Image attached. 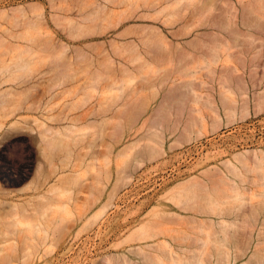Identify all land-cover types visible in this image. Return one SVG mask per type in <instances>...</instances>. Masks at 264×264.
<instances>
[{
    "label": "rangeland",
    "instance_id": "obj_1",
    "mask_svg": "<svg viewBox=\"0 0 264 264\" xmlns=\"http://www.w3.org/2000/svg\"><path fill=\"white\" fill-rule=\"evenodd\" d=\"M231 10L264 27V0H0V60L36 37L33 71L0 79V264H264V50L141 69L163 41L209 40ZM140 94L149 109L131 118ZM15 215L43 230H14ZM94 231V254L72 247Z\"/></svg>",
    "mask_w": 264,
    "mask_h": 264
},
{
    "label": "bare ground",
    "instance_id": "obj_2",
    "mask_svg": "<svg viewBox=\"0 0 264 264\" xmlns=\"http://www.w3.org/2000/svg\"><path fill=\"white\" fill-rule=\"evenodd\" d=\"M181 1L190 3L193 0H181ZM236 18H237L236 12L233 10L229 11V14L227 16H225L223 19H221L218 23L219 32H213V33L209 34L210 35L209 40H204V39H201L197 36L196 38H194L190 41L177 40L174 42V44L172 46L168 45L167 42H165V41L161 42L159 54H157L155 57H153V61H147V62L143 61L141 64V67H142L141 69L158 67L159 70L172 71L173 72V70H177V69L178 70H182V69L188 70V69H191L192 67H197L198 64H204L205 68L209 69V71H213L212 66L218 64L220 61L224 60L225 58L227 59V61H230V62L232 61V62H236L239 64H249V63L254 62L257 55L260 54L261 51L264 50V27L262 25H259L260 22L253 21V20H245L244 18L242 19V22H241V24L244 27H241L240 25H238ZM240 36H243L244 41L238 40ZM21 38L24 40L21 44V45H23V47H20L19 45H17L19 50L16 51L14 53V55H12L8 59L0 60V79L1 80L4 77H6L7 74L9 76H11L16 71L21 72V74H19L18 77H20L22 75L30 74L33 71V63L29 57L34 53L35 49L33 48V43H35L36 37L30 31H27L26 33L21 35ZM141 59H142V57L139 54L133 60L140 61ZM158 68H155V69L158 70ZM235 69H238L237 65H236ZM125 71L128 73L131 72L130 69H125ZM68 75H69V72L63 70V74L61 77H59V81L62 82L64 80H66V78H68ZM167 75L169 76L171 74L169 73ZM131 78H132V76L130 75L128 78L123 80L120 90L124 89L126 84L131 81ZM191 91L194 92V89H191ZM233 92H234L233 88L229 86V87H227L226 91H223L221 93V95L223 96L224 100H233L231 98L232 96L230 95ZM6 94H8L7 90L0 92V109H2V110H4L6 108L5 107V104H6L5 96H6ZM158 94H159L158 86H155V89H154L152 96L154 98H157ZM141 95L142 94H140V96ZM140 96H138V97L136 96V98H135L136 103L140 99ZM143 96H146V95L143 94L141 96V99ZM154 98H151V99L154 100ZM141 99L138 102L140 104H143V107L145 108L146 103L140 102V101H144L143 100L144 98L142 100ZM151 99H150V101H151ZM198 101H199L198 98L194 99L193 101L191 100V102L194 105H196ZM165 102H169V99L167 96L165 97L164 101L162 102L161 107H159V109L156 112L157 115L159 114L158 115L159 117H161V115H162L163 117H161V118H163L164 120L167 119V118H165L166 116L170 117L172 115V113L175 111L173 106H172L173 110L172 109L170 110L168 103L165 105ZM139 103L132 106L130 108L131 110L125 109L124 110L125 113L126 112L129 113V111H130L129 115L131 116V118H133V117L137 118L136 115L139 116V114L141 115L142 113L148 111V109H149L148 107L145 109L142 107L143 109L141 108L142 110H140L139 108L142 105L137 106V105H140ZM144 104H145V106H144ZM177 110H178V112H180V111H182V108L177 107L176 111ZM194 110L197 112H200V108L194 109ZM229 111L231 112V114H237L235 109H229ZM48 130H50V128H46V131H48ZM55 133L58 135H61L62 131L56 130ZM44 136H47V135H44ZM131 141H134V140H131ZM135 145H136V143H135ZM129 146H130L129 148L133 147V143L131 145L129 144ZM129 148H127V149H129ZM123 151L125 152V150H123ZM155 151H156L155 148H152L151 153H154ZM125 154H126V152H125ZM232 171L234 173V170H232ZM229 173L230 172H228V174ZM228 174L225 173V175L223 177L220 175L221 180L222 179L225 180L224 178H226V181H228L229 183H233V184L237 185L236 180H234L231 175H230L231 177H229ZM230 174H232V173H230ZM76 177H79V175ZM205 182L207 184L208 181L206 180V181H204V183ZM200 183L201 182L199 181V184ZM200 185H203V184L201 183ZM200 185L197 184V186H200ZM205 187H208V185ZM238 187L239 186H237L236 188H238ZM210 188H212V186ZM201 190H203V189H201ZM206 190L207 189L205 188V191ZM209 190H208V192L210 193L211 190L210 191ZM238 190H239V188H238ZM207 200H209V199H207ZM210 200H211V198H210ZM108 205H109V202L104 203L103 206L101 207L102 209L101 210L99 209L100 211L94 213L93 219L95 220L101 214H103V212L105 211V209ZM209 205H211V204H209ZM209 205H207V206H209ZM51 206H52V204L44 206V210H43L44 215L47 212V210H49L51 208ZM204 208H203V211L208 213V211H206V210L209 208L208 210L210 212V206L205 208L206 210H204ZM11 226L16 231H17V229H19V231H26L29 233H37L38 231L43 230V228H41L40 222L39 223H30V222H27L26 220L20 218L17 215H15L13 220L11 221ZM26 238H28V237H26ZM26 240L29 241V238ZM30 241H31V238H30ZM208 241H210V240H208ZM208 241L206 240L207 244H208ZM31 243L32 242H29V246L32 245ZM203 243H204V241H203ZM204 246H206V245H204ZM32 247H34V246L32 245ZM30 248H28V246H27V249H30ZM31 251H33V250L31 249ZM203 252L204 251H202L203 256H202V254H200L201 257H199V258H202V257L205 258L204 254L206 251L204 253ZM207 252H206V255L209 254V253L207 254ZM30 254L32 256L33 252L29 251L24 256L27 258V257H29ZM110 257H111V255H110ZM110 259H112V258H110ZM104 262L107 263V261H104ZM126 263L124 262V264H126Z\"/></svg>",
    "mask_w": 264,
    "mask_h": 264
},
{
    "label": "built area",
    "instance_id": "obj_3",
    "mask_svg": "<svg viewBox=\"0 0 264 264\" xmlns=\"http://www.w3.org/2000/svg\"><path fill=\"white\" fill-rule=\"evenodd\" d=\"M174 171H169L168 172V174L166 175V178H170V177H173V176H175L176 175V173H177V171L176 172H174ZM162 177H165V176H162ZM97 231L95 232H92L90 235H89V239L90 240H87V239H82V240H79V241H76V242H74L73 243V248L74 249H78V248H80L82 245H84V244H88V246H90L91 247V251H92V254H94V248H95V244L97 243ZM69 255L70 254H68L67 256H65V258H66V262H69L68 261V258H69ZM88 259V258H87ZM87 259H86V257L85 258H82L79 262H78V264H86L87 263ZM69 264V263H68Z\"/></svg>",
    "mask_w": 264,
    "mask_h": 264
}]
</instances>
